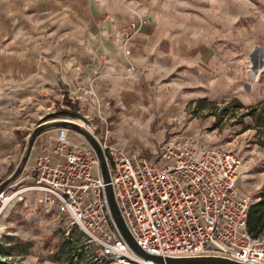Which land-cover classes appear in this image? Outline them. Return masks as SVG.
<instances>
[{"label":"crops","instance_id":"crops-1","mask_svg":"<svg viewBox=\"0 0 264 264\" xmlns=\"http://www.w3.org/2000/svg\"><path fill=\"white\" fill-rule=\"evenodd\" d=\"M243 4L0 0V166L19 143V128L32 130V118L65 97L85 105L91 84L99 104L91 98L88 111L110 121L113 143L130 152L143 147L153 160L157 144L197 103L263 101L264 12L257 19ZM140 18L148 23L130 39L127 56L123 32Z\"/></svg>","mask_w":264,"mask_h":264},{"label":"built area","instance_id":"built-area-1","mask_svg":"<svg viewBox=\"0 0 264 264\" xmlns=\"http://www.w3.org/2000/svg\"><path fill=\"white\" fill-rule=\"evenodd\" d=\"M147 23L140 18L123 32L125 55L130 54L132 36ZM84 98L89 107L91 98L99 104L92 84ZM103 121L102 131L91 122L89 132L107 162L108 183L88 141L75 140L74 131L67 126L55 127L52 135L32 146V151L41 152L34 158L29 177L20 179V183H30L11 195H6L11 184L0 191V211L14 198L32 192L33 203L40 209H56L68 217L85 242L96 247L101 264H181L168 259L201 257L264 264V238L248 231L255 196L238 187L240 159L236 154L222 147L198 148L188 140L170 139L160 145L159 158L153 160L113 143L107 120ZM107 184L128 235L142 251L160 261L138 255L125 241L108 205ZM68 234L66 231V237ZM2 260L25 262L13 257Z\"/></svg>","mask_w":264,"mask_h":264},{"label":"rangeland","instance_id":"rangeland-1","mask_svg":"<svg viewBox=\"0 0 264 264\" xmlns=\"http://www.w3.org/2000/svg\"><path fill=\"white\" fill-rule=\"evenodd\" d=\"M243 2L246 3L243 4V7L254 10L257 19L262 18L264 0H243ZM250 49L243 48L242 55H248ZM235 100L239 101L227 97L216 102L197 103L191 112L192 116H187L181 120L177 127L171 128L168 134L170 137L162 140L157 145L159 147L163 142L170 139L188 140L198 148L222 147L233 152L240 159L238 187L242 192L254 195V203H258L264 199V119L261 125L257 126L251 116L245 115L247 112L245 108L235 106ZM68 101L62 104L55 103L52 106L50 104L45 106L32 118V122H34L32 130L29 131V128L18 129L19 143L11 155L3 159L0 166V187L8 178L21 169L19 175L10 183L13 187L6 192V195H11L16 189L30 183V181L20 183V179L28 171L30 173V167L34 165V158L38 150L32 151L31 149L26 162H24V157L30 137L40 124H49L64 119L80 123L83 126L81 128L88 132L91 122L97 126L98 132L103 130L104 124L102 125L99 118L88 111V105L78 106L70 100ZM242 104L245 107L250 106L249 104ZM225 107L228 109V113L223 112ZM196 108H198V111ZM64 110L79 112L85 116L89 123L72 115L64 114L62 112ZM25 111L29 112V109ZM27 112L24 115L29 117ZM195 118L198 120L197 122L194 121L191 127L190 121L191 119L195 120ZM107 124L108 129L111 131V124L108 119ZM55 127L57 126L52 125L45 130L47 131L46 137L54 133L52 129ZM68 128L74 131V136L86 139L76 133L77 131L72 127ZM29 133L31 134L29 135ZM119 147L128 151L123 146ZM143 149L142 147L138 151L144 153ZM14 183L18 184L14 185ZM33 196L32 192H28L22 198L16 197L3 206L0 211V242L5 243L13 239L14 243H17V241L24 243L23 250H26V252L14 257L15 259H25L24 264H62L61 262L52 261L50 256L58 252L61 242L66 237V231L69 232L68 237L73 241L80 237V233L71 225L68 217L59 213L58 210L54 209L46 212L36 206L33 203ZM1 206L0 203V208ZM261 237L264 238V235ZM77 243V247H80L81 243L85 244L88 255L94 254L95 256L96 247L92 244L88 245L83 237Z\"/></svg>","mask_w":264,"mask_h":264},{"label":"trees","instance_id":"trees-1","mask_svg":"<svg viewBox=\"0 0 264 264\" xmlns=\"http://www.w3.org/2000/svg\"><path fill=\"white\" fill-rule=\"evenodd\" d=\"M64 101H68L67 97ZM236 107H242L247 110L246 116H251L255 121L256 125L259 126L264 119V100L256 105H250L245 107L241 102L235 100ZM224 113H228V109L223 108ZM248 231L254 237H261L264 235V199L258 203H253L250 206L248 213ZM82 235L76 240L65 237L60 244V248L57 253L50 256L52 261L61 262L62 264H101L96 255H88L86 245L81 243L80 247H77V241L81 239ZM6 240V239H5ZM3 242V241H1ZM0 242V264H15L14 262L3 261L2 257H16L19 254L26 252L23 250L24 243H14L13 239L6 241L5 243ZM22 247V248H21ZM15 259V258H14Z\"/></svg>","mask_w":264,"mask_h":264},{"label":"water","instance_id":"water-1","mask_svg":"<svg viewBox=\"0 0 264 264\" xmlns=\"http://www.w3.org/2000/svg\"><path fill=\"white\" fill-rule=\"evenodd\" d=\"M64 114H69L72 115L76 118H79L81 120H84L86 122L89 123V121L85 118V116H83L82 114H80L79 112H70L67 110L62 111ZM57 126V127H72L74 130H76L78 133H80L82 136H84L86 138V140L88 141V143L92 146V148L94 149V151L96 152L100 165H101V169H102V174H103V179L106 183H108L109 181V171H108V166H107V162L105 160V157L103 155V152L97 142V140L93 137V135L91 133H89L88 131L82 129L80 126L72 123L71 121L68 120H59L56 122H52L49 124H45L42 125L40 124L32 133L30 140L28 142V146H27V150H26V155L24 157V162L27 161V159L29 158L30 155V151L32 149V146L35 142V140L37 139V137L43 132L45 131L49 126ZM21 172V169H19L13 176H11L10 178H8L3 185H1L0 187V191H2L8 184H10ZM105 192H106V197H107V201H108V205L111 211V214L113 216V219L118 227V229L121 231L125 241L129 244V246L131 247V249L137 253L138 255H141L143 257L146 258H151L154 260H158L160 261L161 258L158 256H153L150 255L144 251H142L137 245L136 243L131 239V237L128 235L126 229L124 228L122 221L119 217L118 214V210H117V206L112 194V190L111 187L107 184L105 187ZM168 262L170 263H181V264H189V263H222V264H236L232 261L229 260H225L222 258H211V257H201V258H177V259H168Z\"/></svg>","mask_w":264,"mask_h":264}]
</instances>
